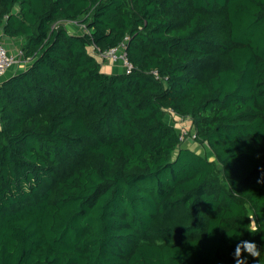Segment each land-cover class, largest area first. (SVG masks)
<instances>
[{"label": "trees", "instance_id": "trees-1", "mask_svg": "<svg viewBox=\"0 0 264 264\" xmlns=\"http://www.w3.org/2000/svg\"><path fill=\"white\" fill-rule=\"evenodd\" d=\"M0 30L29 61L0 84V264H235L264 244L230 237L264 211V0H0ZM124 40L132 70L102 72Z\"/></svg>", "mask_w": 264, "mask_h": 264}, {"label": "clouds", "instance_id": "clouds-1", "mask_svg": "<svg viewBox=\"0 0 264 264\" xmlns=\"http://www.w3.org/2000/svg\"><path fill=\"white\" fill-rule=\"evenodd\" d=\"M259 182L260 181L258 180V183ZM240 212L241 210L237 208L235 214L239 215ZM259 216H264V211H261L260 209L257 212L256 209H253L251 205H249L246 212V217L248 218L249 222L246 225H241L238 223V221L241 220L237 219L236 223L239 225V227L233 229V234L230 237L234 236L239 239L243 232H247L249 234H256L257 232L264 233V227H262V225H264V221H260L258 219ZM262 253H264V244H261V246L258 248L256 242L253 240H239L235 246L233 258L235 264H247L249 257L257 258L261 256Z\"/></svg>", "mask_w": 264, "mask_h": 264}, {"label": "built area", "instance_id": "built-area-1", "mask_svg": "<svg viewBox=\"0 0 264 264\" xmlns=\"http://www.w3.org/2000/svg\"><path fill=\"white\" fill-rule=\"evenodd\" d=\"M82 28V31H84V28ZM125 40L122 44H120L117 48L111 49L107 52H99L97 57L99 60L103 61H107L108 63H117L119 62L120 67H121V71L124 73H129L132 70V66L127 62L126 58H125ZM19 57H22V54H19ZM18 63V60L8 54L6 48L0 43V76L3 75L4 73H6V71H8L12 66H14L15 64ZM189 121V120H187ZM190 137L193 141L194 139V134H191V136H188L186 132H181L180 133V139H184L183 142Z\"/></svg>", "mask_w": 264, "mask_h": 264}, {"label": "crops", "instance_id": "crops-1", "mask_svg": "<svg viewBox=\"0 0 264 264\" xmlns=\"http://www.w3.org/2000/svg\"><path fill=\"white\" fill-rule=\"evenodd\" d=\"M66 27L71 34L79 35L83 33L82 28L80 26L73 25V24H66ZM0 43L6 48L8 54L14 56L18 60L17 64L12 66L8 71H6V73L0 76V84H1L2 82L9 79L13 75L20 73L24 71L25 69H27L29 66V61L24 60V58L19 57V54L21 53L20 52V48L22 44L21 39H14V38L10 39V38L4 37L0 30ZM111 65H112L111 63L105 64V70L101 69L102 72L106 74H110ZM121 72L122 71L119 68L117 73H121Z\"/></svg>", "mask_w": 264, "mask_h": 264}, {"label": "rangeland", "instance_id": "rangeland-1", "mask_svg": "<svg viewBox=\"0 0 264 264\" xmlns=\"http://www.w3.org/2000/svg\"><path fill=\"white\" fill-rule=\"evenodd\" d=\"M119 68L121 69L119 62L112 64L111 73L116 74ZM101 69L105 70V65H102ZM165 120L168 124L172 125L179 133L186 132L188 136H191V134L193 133V129L189 121L183 120L170 112L166 113ZM182 147H186L187 149H191L192 151L194 150V153L195 151H197L201 156L206 157L210 161H214L213 155L210 152L209 148L207 146L197 145L195 142L192 141L190 137H188L183 142Z\"/></svg>", "mask_w": 264, "mask_h": 264}, {"label": "water", "instance_id": "water-1", "mask_svg": "<svg viewBox=\"0 0 264 264\" xmlns=\"http://www.w3.org/2000/svg\"><path fill=\"white\" fill-rule=\"evenodd\" d=\"M99 60V59H98ZM101 60H99V62H100Z\"/></svg>", "mask_w": 264, "mask_h": 264}]
</instances>
